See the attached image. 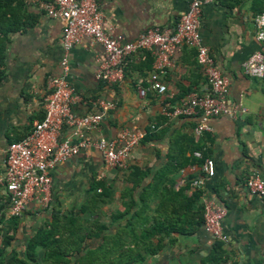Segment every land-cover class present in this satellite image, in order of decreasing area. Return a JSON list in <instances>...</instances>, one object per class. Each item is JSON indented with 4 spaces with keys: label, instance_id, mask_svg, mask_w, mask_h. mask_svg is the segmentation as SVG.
I'll use <instances>...</instances> for the list:
<instances>
[{
    "label": "crops",
    "instance_id": "obj_1",
    "mask_svg": "<svg viewBox=\"0 0 264 264\" xmlns=\"http://www.w3.org/2000/svg\"><path fill=\"white\" fill-rule=\"evenodd\" d=\"M95 1L103 16L104 30L121 41H134L148 28L172 29L192 0ZM23 3L24 26L11 35L0 79V172L8 143L25 137L33 122L43 117L44 97L53 76L64 75L81 97L71 105L76 115L101 113L93 103L98 99L114 102L113 109L102 113L99 125L83 130V136L109 141L124 130H141L144 134L130 148L124 163L117 166H107L93 147L54 164L50 169V201L47 206L34 201L27 204L18 220L16 243H24L39 226L51 220L54 212H76L86 203L95 179L114 190L113 199L102 206L107 222V215L123 209L122 195L132 188L128 179L136 167L147 175L133 190L135 196L161 172L162 177L166 176L159 185L164 190L169 184L173 193L167 192L164 199L170 196L178 200L176 204H181L183 212L194 190L200 193L205 207L225 210L220 221L222 238L206 231L202 223L189 234L173 233L164 239L162 251L142 264H264V200L250 193L245 185L254 173L264 178V78L251 77L243 69L251 53L264 54V41L257 40L253 23L254 15L264 11V0H214L201 6L197 35L214 66L228 81L224 101L233 113L208 118L211 130L200 136L193 134L197 117L166 113L180 98L201 94L208 88L196 48L181 45L176 49L172 65L159 77L166 86L161 93L150 86L153 62L148 60L149 50L145 49L126 58L120 79L103 82L96 78L105 60L101 44L82 37L66 48L61 41L63 19L49 16L38 1ZM63 61L68 66L66 73ZM139 88L145 90L143 95ZM72 132L71 127L63 126L58 138L76 143L79 138ZM198 146L201 150L193 149ZM192 149L200 151L202 157L192 154ZM205 157L213 160L212 177H205L201 171ZM169 166L177 169L170 172ZM194 179L202 180L200 187L192 185ZM178 189L182 190L181 196L176 195ZM157 191L149 197L152 208L164 200L155 198V194L162 197ZM192 207L195 211L197 206ZM8 210V192L0 187L2 230L10 218ZM216 244L221 246L220 256L210 261Z\"/></svg>",
    "mask_w": 264,
    "mask_h": 264
},
{
    "label": "built area",
    "instance_id": "obj_2",
    "mask_svg": "<svg viewBox=\"0 0 264 264\" xmlns=\"http://www.w3.org/2000/svg\"><path fill=\"white\" fill-rule=\"evenodd\" d=\"M44 11L52 17L63 19L62 43L66 48L77 44L82 37L102 45L105 60L96 73V78L103 82H112L123 76V66L126 58L138 49L151 51L153 71L150 75V86L158 92H163L166 86L159 80L166 69L172 65L173 55L181 45L196 48V57L202 65L208 88L201 94L190 93L178 101L167 114L197 117L193 134L200 136L209 132L208 118L220 113L232 114L225 104L228 92L226 77L216 68L202 46L197 35L201 6L214 0H192L187 10L180 16L172 29L159 27L148 28L134 41H121L111 37L104 30V20L95 0H35ZM256 38L264 41V11L253 17ZM64 72L67 71L66 61L62 62ZM243 69L251 77L264 78V54L254 51L243 62ZM144 89L139 88L140 95ZM81 97L74 92L73 87L63 76H53L48 81V91L44 97L43 117L33 122L25 137L11 141L6 148L3 171L0 172V187H4L9 197V216L20 217L30 201L47 206L50 201L51 167L82 149L93 147L103 156L107 166H117L124 163L130 148L138 143L144 132L141 130H124L116 139L91 140L83 136V130L96 128L102 120V113L113 109V101L98 99L93 103L101 113L76 115L71 111V105L80 101ZM63 126L73 129L72 134L79 138L73 143L69 139H59ZM196 157H202L200 151H194ZM205 177L214 175V163L205 157L201 165ZM202 180L194 179L192 185L200 187ZM248 191L259 195L264 200V178L258 173L252 174L245 182ZM224 209L204 208L203 227L216 237H221L220 221Z\"/></svg>",
    "mask_w": 264,
    "mask_h": 264
},
{
    "label": "trees",
    "instance_id": "obj_3",
    "mask_svg": "<svg viewBox=\"0 0 264 264\" xmlns=\"http://www.w3.org/2000/svg\"><path fill=\"white\" fill-rule=\"evenodd\" d=\"M24 11L23 0H0V79L11 35L24 26ZM146 53L153 62L151 53ZM195 148L201 150L199 146ZM176 169L168 167L170 172ZM146 175V171L132 168L128 180L133 186L122 195L123 209L107 215V222L102 206L113 199L114 190L101 179L94 180L86 203L76 212H54L51 220L39 226L21 245L15 239L19 217L10 216L6 229H0V264H142L147 257L162 251L164 239L171 238L173 233L189 234L204 222L205 206L200 193L193 191L183 212L181 204H176L178 200L170 196L164 199L167 192L173 193L169 184L164 190L159 185L166 176L162 177L161 172L135 196L133 190ZM157 190L162 197L155 194V198L164 200L152 208L149 197ZM181 194L178 189L176 195ZM193 204L197 206L195 211ZM216 246L210 261L220 256L221 246Z\"/></svg>",
    "mask_w": 264,
    "mask_h": 264
}]
</instances>
